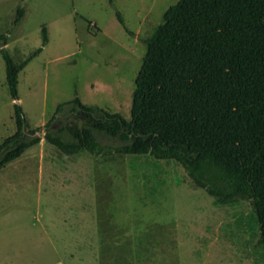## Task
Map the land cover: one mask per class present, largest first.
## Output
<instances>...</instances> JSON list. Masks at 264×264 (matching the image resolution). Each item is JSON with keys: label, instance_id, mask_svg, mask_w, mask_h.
I'll return each instance as SVG.
<instances>
[{"label": "rangeland", "instance_id": "374dc122", "mask_svg": "<svg viewBox=\"0 0 264 264\" xmlns=\"http://www.w3.org/2000/svg\"><path fill=\"white\" fill-rule=\"evenodd\" d=\"M178 1L0 0V34L17 63L42 45L43 27L49 36L19 74L18 101L0 51V144L16 130V102L32 127L76 96L129 118L143 39ZM41 136L0 170V264H264L249 201L216 206L173 160L70 156Z\"/></svg>", "mask_w": 264, "mask_h": 264}, {"label": "trees", "instance_id": "16d2710c", "mask_svg": "<svg viewBox=\"0 0 264 264\" xmlns=\"http://www.w3.org/2000/svg\"><path fill=\"white\" fill-rule=\"evenodd\" d=\"M24 15L18 7L13 24ZM117 19L131 33L120 12ZM42 36V45L17 63L0 34L15 101L20 72L49 41L46 27ZM143 42L129 118L76 96L59 104L44 126L32 127L16 102V130L0 144V170L38 145L42 132L70 156L173 160L216 206L250 202L249 223L264 259V0H179Z\"/></svg>", "mask_w": 264, "mask_h": 264}]
</instances>
